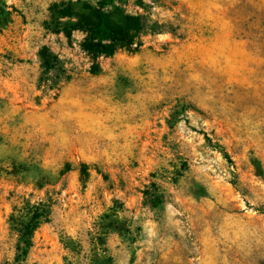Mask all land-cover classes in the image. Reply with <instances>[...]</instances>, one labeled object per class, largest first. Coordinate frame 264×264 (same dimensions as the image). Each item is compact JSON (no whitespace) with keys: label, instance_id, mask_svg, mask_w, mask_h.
Listing matches in <instances>:
<instances>
[{"label":"rangeland","instance_id":"1","mask_svg":"<svg viewBox=\"0 0 264 264\" xmlns=\"http://www.w3.org/2000/svg\"><path fill=\"white\" fill-rule=\"evenodd\" d=\"M255 161L264 0H0V264H264Z\"/></svg>","mask_w":264,"mask_h":264},{"label":"trees","instance_id":"2","mask_svg":"<svg viewBox=\"0 0 264 264\" xmlns=\"http://www.w3.org/2000/svg\"><path fill=\"white\" fill-rule=\"evenodd\" d=\"M106 1V0H105ZM84 28L88 31V36L85 39L83 44V49L91 56L93 59L92 71L93 73H98L101 70L99 59L102 56H111L115 53L116 48L111 43H104V40H108L112 34L115 32L114 29L110 26L108 20V14L100 9L98 21L94 24L85 25ZM71 31L68 33V37H71ZM255 166L257 167V172L259 175L264 174V170L259 161H255ZM44 212H39L37 208L32 212V216L30 221L27 223L28 234L24 237L28 236V239L32 237V232L36 229V227L41 223L40 219L44 216ZM99 264H108V263H99Z\"/></svg>","mask_w":264,"mask_h":264}]
</instances>
